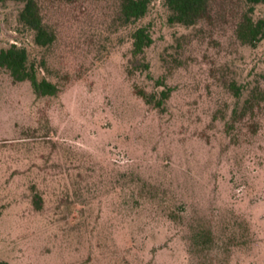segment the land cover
Wrapping results in <instances>:
<instances>
[{
	"label": "rangeland",
	"instance_id": "obj_1",
	"mask_svg": "<svg viewBox=\"0 0 264 264\" xmlns=\"http://www.w3.org/2000/svg\"><path fill=\"white\" fill-rule=\"evenodd\" d=\"M40 2L56 31L47 46L19 20L21 2L0 0V47L27 46L39 77L60 87L39 96L0 67V257L264 264V78L241 119L230 86L256 82L264 40L236 37L239 0H213L189 27L152 0L150 75L133 64L119 0ZM158 77L173 87L160 106L136 92L163 88Z\"/></svg>",
	"mask_w": 264,
	"mask_h": 264
},
{
	"label": "trees",
	"instance_id": "obj_2",
	"mask_svg": "<svg viewBox=\"0 0 264 264\" xmlns=\"http://www.w3.org/2000/svg\"><path fill=\"white\" fill-rule=\"evenodd\" d=\"M15 1L22 3L18 13L19 20L26 28L33 31L35 43L43 46L52 44L56 38V31L46 20L40 0ZM212 2L213 0H164L168 11V22L194 26L211 17ZM239 2L241 9L235 24V35L243 44L257 46L264 40V14H257V6L264 5V0H239ZM151 4L152 0H119L117 16L122 25L132 27L134 66L143 71L147 70L148 75H150V62L147 60L146 51L154 42V35L151 22H143V18L147 16ZM0 67L7 68L15 80H30L35 93L39 96L55 95L60 90L56 82L45 76L39 77V67L30 60L29 50L23 44L13 42L8 46L0 47ZM260 76L264 78V69L258 71L254 84L252 81L230 84L238 98L232 112L235 119L250 116L260 105ZM156 81L164 87L160 90L136 87V92L146 102L160 106L170 96L173 87L167 85L163 77H158ZM36 203L39 205L41 198L36 199ZM202 235L210 237L211 232L209 230ZM0 264H11V262L0 257Z\"/></svg>",
	"mask_w": 264,
	"mask_h": 264
}]
</instances>
